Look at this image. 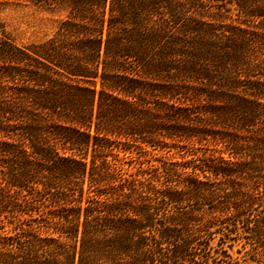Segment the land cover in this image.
Listing matches in <instances>:
<instances>
[{
    "label": "trees",
    "instance_id": "16d2710c",
    "mask_svg": "<svg viewBox=\"0 0 264 264\" xmlns=\"http://www.w3.org/2000/svg\"><path fill=\"white\" fill-rule=\"evenodd\" d=\"M51 2L44 40L0 22V264L264 242V0Z\"/></svg>",
    "mask_w": 264,
    "mask_h": 264
},
{
    "label": "rangeland",
    "instance_id": "374dc122",
    "mask_svg": "<svg viewBox=\"0 0 264 264\" xmlns=\"http://www.w3.org/2000/svg\"><path fill=\"white\" fill-rule=\"evenodd\" d=\"M51 1L55 0H0V22L18 44L44 40L54 33L60 19L66 15L63 8ZM150 159L148 163H156ZM137 164L134 160L130 166H124L134 170ZM219 241L216 233L210 242L211 256L198 255L195 264H264V242L252 243L241 237Z\"/></svg>",
    "mask_w": 264,
    "mask_h": 264
}]
</instances>
